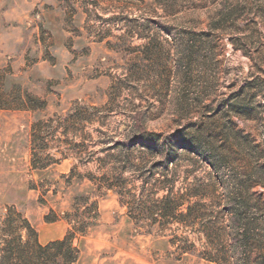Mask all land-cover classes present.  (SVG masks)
<instances>
[{
	"label": "rangeland",
	"instance_id": "rangeland-1",
	"mask_svg": "<svg viewBox=\"0 0 264 264\" xmlns=\"http://www.w3.org/2000/svg\"><path fill=\"white\" fill-rule=\"evenodd\" d=\"M225 1L0 0L1 246L15 211L75 264H264V0Z\"/></svg>",
	"mask_w": 264,
	"mask_h": 264
},
{
	"label": "trees",
	"instance_id": "trees-1",
	"mask_svg": "<svg viewBox=\"0 0 264 264\" xmlns=\"http://www.w3.org/2000/svg\"><path fill=\"white\" fill-rule=\"evenodd\" d=\"M229 8L227 6V1L224 0V9L221 10V14L224 12V20L227 17ZM213 28V24H211ZM147 132L140 128V131L134 134L132 137L126 138L124 143H117V145L122 144L126 155L132 156L134 152V147L138 144L144 143L145 134ZM166 147L168 145L166 144ZM167 149V148H166ZM169 151L164 149V161L166 164L169 162ZM35 164V161L33 160ZM49 164L34 165L35 167L44 168ZM138 177L145 181V177L141 169L138 171ZM120 179V178H119ZM123 185V184H120ZM124 188V189H123ZM142 197L146 189L143 186ZM119 194L124 197H134L131 192L125 190L119 191ZM139 207L136 210L142 208V200L139 202ZM228 206L233 210V216L231 218V225L236 228L243 229L244 221V211L239 202L235 198H230ZM176 208H167V215L172 216L175 214ZM189 215H192L190 212ZM23 230L27 232V238L23 236ZM245 231V230H244ZM4 246L0 243V264H75L79 258V250L73 247L71 240L65 237L62 240H56L44 245L39 240V235L33 225L27 218H24L21 213L11 211L4 221V228L2 229ZM243 238V237H242ZM245 239V238H244ZM243 240V239H242ZM241 241V237L237 242Z\"/></svg>",
	"mask_w": 264,
	"mask_h": 264
},
{
	"label": "crops",
	"instance_id": "crops-1",
	"mask_svg": "<svg viewBox=\"0 0 264 264\" xmlns=\"http://www.w3.org/2000/svg\"><path fill=\"white\" fill-rule=\"evenodd\" d=\"M13 23H12V27L14 28L15 27V24H14V21H12ZM12 28V33H16V34H19V32H17L15 29H13ZM10 31H7V34L9 33ZM4 35L1 33L0 34V50L1 49H4L5 48V46H4Z\"/></svg>",
	"mask_w": 264,
	"mask_h": 264
}]
</instances>
